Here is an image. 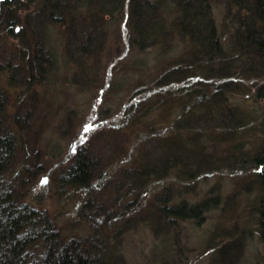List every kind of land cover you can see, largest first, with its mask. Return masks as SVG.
I'll return each instance as SVG.
<instances>
[{
	"label": "trees",
	"instance_id": "trees-1",
	"mask_svg": "<svg viewBox=\"0 0 264 264\" xmlns=\"http://www.w3.org/2000/svg\"><path fill=\"white\" fill-rule=\"evenodd\" d=\"M26 1L0 0V45L17 50L13 59H0V264H126L123 254L110 247L108 232L90 225L84 235L66 232L38 201L27 199L25 191L41 166L35 142L25 136L29 105L35 101L33 90L55 74L57 63L41 39L42 31L36 30L56 32L76 67H83L95 61L104 24L122 13L132 54H147L142 60L153 61L156 68L147 79L133 82L127 128L121 134L127 143L123 146L130 147L118 152L115 161L127 160L124 169L132 195L152 193L141 206L149 224L162 223L164 236L175 247L164 255L182 254L177 247L181 223L198 221L221 198L217 191L197 202L183 197L187 187L177 183L176 170L187 162L196 165L191 178L212 177L221 165L247 172L260 194L245 222L255 224L264 245V111L245 99L257 104L262 100L264 106V0H228L220 33L210 0H37L34 9ZM78 19L82 26L88 21L95 25L85 29L81 40L76 39ZM141 58L135 57L143 63ZM6 89L15 91L16 98ZM224 142L231 152L223 159L205 151L211 143ZM135 153L138 159H132ZM99 156L78 149L55 176L56 187L90 194L105 179ZM101 202L89 198L83 206L99 215L104 212ZM227 212L231 216L226 222L243 219L233 210ZM222 226L215 225L203 246L209 264H228L244 250L248 225L241 230Z\"/></svg>",
	"mask_w": 264,
	"mask_h": 264
},
{
	"label": "rangeland",
	"instance_id": "rangeland-1",
	"mask_svg": "<svg viewBox=\"0 0 264 264\" xmlns=\"http://www.w3.org/2000/svg\"><path fill=\"white\" fill-rule=\"evenodd\" d=\"M227 1L210 0V12L219 33L222 31L221 23L224 21V5ZM26 2L31 3L34 9L37 0ZM30 15L33 21L37 14L34 12ZM103 16L108 20L106 10ZM118 16L112 22L104 24L105 29L99 33L102 36L101 47L99 52H93L95 61L87 62L83 67H76L68 50L66 54L63 41L57 39L56 32L50 33L47 30L48 32L44 33V28L39 27L36 30L42 31L41 39L47 41V46L57 57V63L55 74L50 73L51 75L46 76L41 81L42 84L33 90L35 101L29 105L32 110L29 108L31 114L27 120L28 132L25 136L28 141L35 142L33 150L39 154L41 166L34 182L25 187L26 198L38 201L50 216L56 217L58 225L65 226L66 232L72 230L84 235L88 232V225L100 229V232H108V242L111 245L109 246L123 254L126 264H209L210 254H205L203 246L210 232L218 224L223 225L221 229L224 230H232V226L239 230L247 225L249 227L244 250L228 264H263L264 245L258 238L255 224L250 222L246 225L245 222L251 215L252 206L257 203L260 190L257 185L252 186L248 181L247 172L241 174V171L228 170L224 165L215 170L212 177H188L190 173L196 172V165L188 162L184 168L176 170V175L180 178L177 183L187 187L183 197L189 202L200 201L216 191L221 194V198L216 207L201 213L198 221L181 223L180 240L176 245L181 248L182 254L164 255L174 252L175 247L172 246V241L164 236L165 227L162 223L152 224L153 226L149 224V217L142 207L152 193L135 191L132 195L131 189L128 188L131 183L127 181V170L124 169L127 160H121L120 164L115 161L118 152L130 147L123 146L126 141L121 134L123 128H127L126 117H129V114L126 106L132 97L133 82L139 77L147 79V75H152L156 68L153 61L146 60L144 63L142 60L141 57L147 54H132L126 44L125 15L122 13L119 18ZM81 23L83 21L78 19L75 24L76 39L79 40L84 37L85 29L94 25L88 21L84 23L85 27ZM116 28L120 35L117 34L118 30L114 34ZM70 46H73L72 42ZM15 51L11 46L0 45V59L3 62L13 59L16 56ZM145 51L148 53V50ZM135 57H140L143 63ZM134 59L136 62H133ZM2 79L6 81L4 77ZM0 87L3 85L0 84ZM8 93H12L9 97L16 98L15 91L6 89V94ZM245 99L252 103L257 111H264L262 100L257 104L253 99L251 102V98ZM9 109L12 110L13 106L10 105ZM248 145L247 143L246 146ZM230 147L226 142L211 143L205 151L216 159H223L222 155L229 153L227 150L231 152ZM78 149L92 150L100 154V168L103 174L105 173V179L102 180L104 183L97 186L99 188L92 189L90 194L71 187H66L62 192L56 187L55 176L69 164L71 156ZM131 156L132 159H138L139 155L135 153ZM89 198L91 201H102L104 212L97 215L95 211L85 208L84 202ZM231 210L236 213L235 217L238 214V217L243 219H231L226 222L225 218L231 216L230 213L227 215V211Z\"/></svg>",
	"mask_w": 264,
	"mask_h": 264
},
{
	"label": "snow or ice",
	"instance_id": "snow-or-ice-1",
	"mask_svg": "<svg viewBox=\"0 0 264 264\" xmlns=\"http://www.w3.org/2000/svg\"><path fill=\"white\" fill-rule=\"evenodd\" d=\"M86 131H87V129H86ZM44 182H46V181H44Z\"/></svg>",
	"mask_w": 264,
	"mask_h": 264
}]
</instances>
